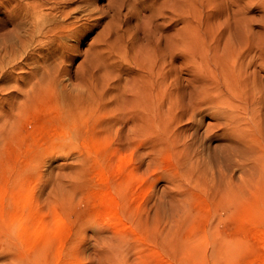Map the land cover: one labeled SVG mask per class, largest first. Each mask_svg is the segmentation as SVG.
I'll list each match as a JSON object with an SVG mask.
<instances>
[{
    "label": "rangeland",
    "instance_id": "obj_1",
    "mask_svg": "<svg viewBox=\"0 0 264 264\" xmlns=\"http://www.w3.org/2000/svg\"><path fill=\"white\" fill-rule=\"evenodd\" d=\"M53 1L0 0V264H264V0Z\"/></svg>",
    "mask_w": 264,
    "mask_h": 264
},
{
    "label": "bare ground",
    "instance_id": "obj_2",
    "mask_svg": "<svg viewBox=\"0 0 264 264\" xmlns=\"http://www.w3.org/2000/svg\"><path fill=\"white\" fill-rule=\"evenodd\" d=\"M53 1V0H52ZM74 0H62V1H53V3L50 5V9L52 10H56V12H60L61 15L64 14H68L71 11L75 10V8L77 7H72L69 9L65 8L64 6H59L60 3L62 2H66L65 4H68L69 2H73ZM111 2V1H110ZM109 2V3H110ZM50 4V3H49ZM43 4H34L31 3L30 6L32 8V13L35 14L36 12H38L39 8L42 6ZM82 5V4H81ZM110 5V4H109ZM26 6V5H25ZM68 7V6H67ZM87 10V9H86ZM71 14H69L70 16ZM75 21V20H74ZM52 23V22H51ZM36 26L38 25L35 24ZM76 25V24H75ZM45 27V25H43ZM42 26V27H43ZM47 26V25H46ZM51 27V26H50ZM69 27V25H56L55 27L52 28L51 30V35L54 36H59L63 30H66ZM37 28V27H36ZM41 26L39 27V29L37 31H41L40 30ZM48 28L46 27V30ZM43 31V30H42ZM69 31V30H68ZM41 33V32H40ZM33 39V38H32ZM45 39V38H44ZM46 41V40H45ZM58 41V40H57ZM46 66V65H45ZM48 66V65H47ZM54 67V66H53ZM52 67V69H53ZM45 70V69H44ZM51 72L48 70V68H46L45 71H41L39 74H35V81H30L29 82V88H27L25 90V94L24 97L22 99L17 100V98L15 100H13L12 104L10 105V109L3 111V120H4V126L5 129H3L4 133L8 134L10 130H14L17 125L22 121L23 117L25 116H29V113L31 112L32 109L35 108L36 104L39 103L41 101V99L44 96V92H45V87L46 84L50 85L53 82V76L50 75ZM4 87V86H3ZM1 90V89H0ZM47 90V89H46ZM47 94V93H46ZM48 96V95H47ZM47 98V97H46ZM10 99V98H9ZM77 102H73L72 104V108L75 106H77L76 104ZM36 109V108H35ZM70 111V112H69ZM68 112L71 114L73 111L71 108L68 109ZM8 132V133H7ZM11 132V131H10ZM2 133V130L0 132V135ZM6 136V135H5ZM4 137V136H3ZM1 138V137H0ZM2 139V138H1Z\"/></svg>",
    "mask_w": 264,
    "mask_h": 264
},
{
    "label": "snow or ice",
    "instance_id": "obj_3",
    "mask_svg": "<svg viewBox=\"0 0 264 264\" xmlns=\"http://www.w3.org/2000/svg\"><path fill=\"white\" fill-rule=\"evenodd\" d=\"M100 2H106V0H100Z\"/></svg>",
    "mask_w": 264,
    "mask_h": 264
}]
</instances>
